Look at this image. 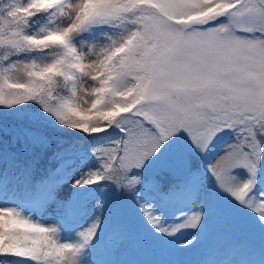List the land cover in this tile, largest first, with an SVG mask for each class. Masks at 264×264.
Masks as SVG:
<instances>
[{"label":"snow or ice","instance_id":"obj_1","mask_svg":"<svg viewBox=\"0 0 264 264\" xmlns=\"http://www.w3.org/2000/svg\"><path fill=\"white\" fill-rule=\"evenodd\" d=\"M26 102L39 111L0 125V195L37 187L31 164L6 157V139L50 153L59 167L43 183L54 190L64 173L76 191L41 202L56 205L48 224L0 206V264H133L132 250L156 237L198 233L175 240L176 255L225 221L233 230L192 264L252 256L255 241L242 234L253 230L264 246V0H0V105ZM42 114L91 142L51 135ZM225 134L232 140L204 163L206 175L165 185L146 171L159 159L175 174L163 158L180 141L207 156ZM187 153L178 152L185 169ZM129 197L139 228L126 214ZM176 200L184 207L168 219Z\"/></svg>","mask_w":264,"mask_h":264},{"label":"rangeland","instance_id":"obj_2","mask_svg":"<svg viewBox=\"0 0 264 264\" xmlns=\"http://www.w3.org/2000/svg\"><path fill=\"white\" fill-rule=\"evenodd\" d=\"M37 111H39V106L34 104L33 102H26L25 104H19V105H13L11 107H6L0 105V125L4 126L5 129L13 128L15 125L21 121L23 117L31 116L35 114ZM47 120L50 121V126L48 128V131L50 134L54 132L59 133H72L76 134L77 136H86L83 133H80L75 130L71 129H62L59 125L55 124L54 118L50 116V114H42ZM98 135V134H97ZM220 138H223L225 140L224 142H221L220 140H216L215 144L212 146L211 152L207 156H202L204 158L205 162L214 158V156L219 155L224 151V145L227 143H230L232 140V136L230 134H225V136H221ZM4 145H7V139L4 141ZM187 140L180 141L177 147H174L171 149L163 158L164 162L167 163V165L175 169V174L172 171H169L167 169L161 168V160L157 159L154 162L150 161L151 167L147 169L146 171L148 174H152L153 171H168L172 172L176 177H181L182 179L185 177L186 169L183 167V161L180 159L178 152H184L187 153ZM190 147V146H189ZM32 148V147H31ZM188 154V161L191 157H194L195 154L187 153ZM89 163H94V161L89 160ZM204 175H206L205 170L200 171ZM77 173L75 171L72 172V175H76ZM56 180L60 181L55 185L54 190L51 188V186L47 183H41L43 186H41L45 192V199L47 200L50 193L54 195L55 200H67L70 199L73 195V193L76 191V189L73 187V185L70 183V177L65 178L64 173H60L56 176ZM207 185L209 186V189L214 193L215 199L220 202L225 208L233 210V205L230 201V199L222 192H218L215 189V186L212 183L211 178H208L206 181ZM33 196V191L26 190L24 187L22 188H12L10 189L6 194L0 195V206H14V207H20L22 208L25 215H29L32 219L38 220L42 223L48 224L53 223L56 219L55 216V209L56 205L53 201H49L46 205L43 207L39 206L38 208H35L31 204ZM133 208H132V207ZM184 207V201L176 200L171 203L169 208L166 210L165 215L168 219H171L173 214L179 212ZM126 210L128 214H131V216L134 218L132 223L135 225L136 219L139 220L140 225L144 223L143 217L140 216L138 210L136 209V205L131 201L130 206L126 207ZM239 216H244L243 213H235ZM246 216H244L245 219ZM86 216L80 217V223H84L86 221ZM131 219V218H130ZM248 217H246L245 220H247ZM137 220V221H138ZM233 230L230 226V224L225 221L223 223H215L213 222L209 226L208 235L204 238H202L199 242L193 241L192 246H186L185 249L176 254L172 255L171 250L174 248V241L175 240H184V239H190L193 235H197L198 233L189 230V231H183L180 232L176 237L171 239H165L162 237H156L155 238V245H153L156 249H165L166 257L168 264L169 262L173 260H179L182 262V264H192V262L197 259L201 254L202 251L210 247L212 244L217 242L218 236L227 231ZM256 232H247L242 234V238H247L255 241L256 249L252 256H246V257H221L226 259H231L234 261V264H244L245 261H251L253 264H260L261 259H263L264 256V246L261 244V238H257ZM67 238V237H66ZM151 252H144L140 246L135 247L131 254L129 255L128 259L133 262V264H149V260L151 257Z\"/></svg>","mask_w":264,"mask_h":264},{"label":"trees","instance_id":"obj_3","mask_svg":"<svg viewBox=\"0 0 264 264\" xmlns=\"http://www.w3.org/2000/svg\"><path fill=\"white\" fill-rule=\"evenodd\" d=\"M51 135L53 136H61L67 139L69 142H76L80 143L82 145H87L91 142L90 137L88 136H77L76 134L72 133H59L54 132ZM97 135V134H96ZM102 134H98L97 138H99ZM225 136V135H223ZM221 137V136H220ZM218 138L217 140L225 141L223 138ZM4 151L7 156H11L15 159V161L19 165H24L25 163L31 164L33 166L32 168V182L33 184L41 183L47 178L52 172L55 171L54 165L58 163L54 158L50 159V153H43L38 147H32L25 145L23 147H20L14 143H10L7 140V145H4ZM200 155H196L194 157H191L189 160V167L190 169H197V160ZM148 173V172H147ZM157 178L161 181V183L168 185L172 183H176L181 180V177H176L172 172H162L158 171ZM24 189L26 190H32L30 186H25ZM108 199L111 201L113 198V193L109 192L106 194ZM131 197L128 198L127 207L130 206ZM127 216L129 217L131 223L133 221V217L131 214H128L126 211ZM249 224H251V220H249ZM138 223L136 221L135 226L137 227Z\"/></svg>","mask_w":264,"mask_h":264}]
</instances>
